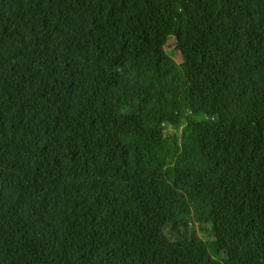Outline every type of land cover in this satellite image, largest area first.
Masks as SVG:
<instances>
[{"label":"trees","instance_id":"16d2710c","mask_svg":"<svg viewBox=\"0 0 264 264\" xmlns=\"http://www.w3.org/2000/svg\"><path fill=\"white\" fill-rule=\"evenodd\" d=\"M0 264H264V0H0Z\"/></svg>","mask_w":264,"mask_h":264},{"label":"rangeland","instance_id":"374dc122","mask_svg":"<svg viewBox=\"0 0 264 264\" xmlns=\"http://www.w3.org/2000/svg\"><path fill=\"white\" fill-rule=\"evenodd\" d=\"M166 52L178 63H182L183 62V57L181 55V53L176 49V45H175V39L174 37H170L167 45H166ZM205 227H207L208 229H211L210 226L205 225ZM196 229H197V234L200 238H202L203 240H208L210 238V235L207 234L206 232H204L202 230V228H198V225H196Z\"/></svg>","mask_w":264,"mask_h":264}]
</instances>
